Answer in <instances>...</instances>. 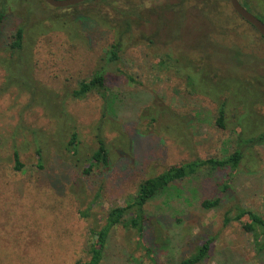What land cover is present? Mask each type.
Returning <instances> with one entry per match:
<instances>
[{"label":"rangeland","instance_id":"obj_1","mask_svg":"<svg viewBox=\"0 0 264 264\" xmlns=\"http://www.w3.org/2000/svg\"><path fill=\"white\" fill-rule=\"evenodd\" d=\"M239 1L264 19V0ZM110 3L60 9L40 0H0L6 14L0 45V264L85 262L90 227L103 224L108 209L124 205L141 182L172 166L220 160L237 150L242 160L235 172L203 169L147 205V248L134 231L114 229L102 264H176L207 241L211 249L200 264H264V238L257 242L240 222L225 224L227 216L241 209L264 219V144L248 142L264 131V40L234 12L229 0ZM126 10L132 15L123 18ZM125 22L140 45L128 48L117 66H108L107 86L117 98V113L111 117L119 124L118 130L110 127L107 132L111 164L85 174L97 148L103 103L95 94L83 100L70 95L90 79L114 42L110 25L118 28ZM164 24L177 31L171 34V48L159 45ZM18 28L25 30L23 56L31 52L34 79L45 90L41 98L65 102L79 126L78 153L49 142L43 166L34 133L53 134L58 125L49 107L34 102L35 93L8 85L5 67ZM173 53L180 67L191 56L193 66L201 64L191 77L195 92L176 69L160 66L162 56ZM216 84L225 90L217 91ZM225 100L221 128L218 109ZM156 112L157 122L173 115L164 120L165 130L160 125L154 130ZM15 150L21 170L15 168ZM216 198H221L218 208H203L205 200ZM81 212L87 216L81 217Z\"/></svg>","mask_w":264,"mask_h":264},{"label":"trees","instance_id":"obj_2","mask_svg":"<svg viewBox=\"0 0 264 264\" xmlns=\"http://www.w3.org/2000/svg\"><path fill=\"white\" fill-rule=\"evenodd\" d=\"M120 1L124 0H92L78 5H74L72 7L92 2H100L102 4L111 2V5H116L120 3ZM127 15H132V13H129L128 10H126L125 13H122L123 18H126ZM176 15L178 16L175 18H181L182 16L180 14ZM89 18L93 19L95 18V16ZM98 18L99 21L103 23V25H107V22H104L106 20H103L100 17ZM241 19L244 20L243 18ZM5 20L6 14L5 12L0 10V45L3 38V28ZM262 21L264 22V19ZM64 24L66 25V23ZM252 28L256 30L253 26ZM110 29L113 32L114 36H116L114 42L109 46L104 56L99 59V64L92 72L90 79L80 82L78 84V87L75 88L70 95V97L74 100H83L86 99L88 96L95 94L101 99L103 103V115L99 120L97 124L98 126L96 128L97 148L93 151L90 157V166L84 169L85 174H90L92 170L96 167L98 169H106L110 166V149L106 142L107 132H110L108 130V128L110 127L113 130L119 129V124H117L115 122V119L111 117L113 114L117 113V98L114 95L110 94L109 88L107 86L109 80L108 66H117L122 58V55L126 52L128 48H136L140 45L138 38L134 40L132 35L130 34L131 25L129 23L125 22L124 25H121L118 28L117 26L110 25ZM176 32L177 31L173 26L169 24H164V36L163 38H161L163 41L162 43H159V45L162 44V46L164 45V47L171 48L170 45L173 43H171V40L174 41L175 39V37L171 36V34L175 35ZM260 37L264 40L261 35ZM25 40V30L23 28H18V30L13 35V41L9 48L10 58L7 61L8 68L6 66L5 69H9L8 78L10 79V82L8 83V85H12V87L20 91H26L29 93L31 92L33 94L35 93L33 95L34 102L44 105L45 109L49 107V116L52 120L56 121L58 125L57 132L53 134L50 133L49 135L47 133L48 136L45 135V133H34L37 140L38 163L43 166L44 156L47 152L51 150L49 142H51L53 146H56L58 148L64 147L67 152L77 154L80 146V133L78 129L79 126H75V121L71 114L68 112L65 102H61L58 105L56 101L47 102L41 98V95H45V90L40 88L38 86V83H36L37 81H35L34 79V67L31 63L32 54L29 51V55L27 56V58L23 56L27 50ZM170 57L173 58V60H169ZM161 60V67L176 69L180 76L186 77L189 86L191 87V90L195 92L194 83L192 82L191 77L195 76V69H197V67L198 69H201L202 67H199L201 65L200 63L197 67L193 66V56H191L187 60V62L185 63L187 65L183 64L182 67H180L181 61L178 62L179 59L174 53L172 55L162 56ZM11 69L13 72L18 74L16 78L12 77L10 72ZM215 87H217V91H219L220 88H222L221 90L223 91L225 90V87L217 84ZM202 93H209L211 95L210 92ZM217 93L219 94V92ZM223 98H225V95H223ZM226 106L227 100L220 103L218 109L217 125L221 128H225V120L227 114ZM155 108L158 107H153V109ZM165 110H163V113ZM166 113L169 114L168 112ZM158 114V112L154 113L155 117L152 119L153 123L157 122ZM172 116L173 115L169 114L168 116L164 117L162 122H157L154 130L158 129L159 125L164 130L165 128H168V125H166L164 120H167L168 118V121H170ZM169 130H173L172 127H169ZM67 137L69 138V142H66ZM248 142L250 145L254 146L263 145L264 131L261 132V134H259L257 137L249 139ZM241 160L242 153L237 150L228 158L220 160L214 158H209L205 160H192L180 165L172 166L161 174L144 180L140 183L137 192L134 195L130 196L124 205H116L108 209L103 224L98 223L90 227V242L87 246L88 259L85 262L80 260L78 261V264H102L105 259V253L107 251V245L109 243L110 235L112 231L118 227H122L123 229L128 231H134L140 243H142V245L145 244V230L149 221L146 214V207L150 202L158 198L160 195L165 194L168 190H170V187L174 183L193 178L203 169L207 168L212 171H215L217 169L229 168L232 172H235L238 169ZM14 161L16 164L15 168L17 170H21L22 164L20 162V153L18 150L14 151ZM220 202L221 198L207 199L202 203V206L206 210H212L218 208L220 206ZM86 216V212H81V217L84 218ZM231 221L242 223L244 230L248 233H251L257 242L260 238H264V219L260 215H257L250 210L241 209L234 217L227 216L225 218V224H229ZM211 244V241L204 242L201 246L197 248V250L193 254L176 264L202 263L209 255ZM143 246L146 247L145 245Z\"/></svg>","mask_w":264,"mask_h":264},{"label":"water","instance_id":"obj_3","mask_svg":"<svg viewBox=\"0 0 264 264\" xmlns=\"http://www.w3.org/2000/svg\"><path fill=\"white\" fill-rule=\"evenodd\" d=\"M54 8H66L92 0H43ZM233 10L264 38V22L246 9L239 0H229Z\"/></svg>","mask_w":264,"mask_h":264}]
</instances>
